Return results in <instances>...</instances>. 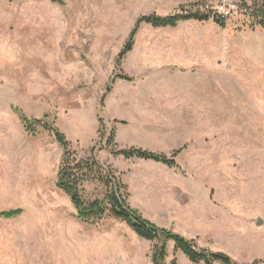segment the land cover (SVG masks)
<instances>
[{"label": "rangeland", "instance_id": "1", "mask_svg": "<svg viewBox=\"0 0 264 264\" xmlns=\"http://www.w3.org/2000/svg\"><path fill=\"white\" fill-rule=\"evenodd\" d=\"M254 1L0 0V211L23 210L0 219V264H151L154 245L113 219L95 226L78 222L68 198L52 184L62 150L45 131L32 139L16 111L62 133L79 159L92 149L97 160L104 152L111 156L105 148L111 131L114 149L133 146L168 158L180 151L176 167H167L180 186L160 205L135 197L145 207L137 211L198 249L223 253L236 264H264V49L262 66L251 67L244 82L223 63L221 106L202 116L205 130L199 129V115L172 114L168 107L132 114L117 95L109 97L119 78L100 104L110 79L124 74L132 80L123 69L127 55L119 68L115 61L140 16L173 15L179 6L189 11L193 4L252 7ZM244 20L228 18L224 29H247ZM175 33L138 28L134 54L152 75H182L172 70L162 47ZM146 43L155 44L152 55L142 47ZM211 91H205L208 102L214 99ZM135 126L140 130L134 132ZM38 149L56 159L44 189L35 187L36 169L30 167ZM85 190L87 199L102 197L96 183ZM128 204L138 205L130 194ZM166 247V264H191L171 242Z\"/></svg>", "mask_w": 264, "mask_h": 264}, {"label": "crops", "instance_id": "2", "mask_svg": "<svg viewBox=\"0 0 264 264\" xmlns=\"http://www.w3.org/2000/svg\"><path fill=\"white\" fill-rule=\"evenodd\" d=\"M185 1L192 3L196 0ZM233 29L226 31L211 20L184 21L175 28H164V30L176 31L172 39L162 45L165 50L164 57L172 65V70L181 71L182 75L166 77L152 75L150 67L137 58L134 54L136 48H133L123 63L124 71L131 72L132 80L129 82L117 80L109 97L117 95L119 102L126 106L129 112L139 116L162 113L158 109L167 107L169 108L167 111L172 114H197L199 115L198 123L201 125L199 129H207L208 127L200 121L204 120L202 116H205L207 110L208 113L211 112L217 103L220 109L223 63H227L229 75L235 77L238 82H244L247 74L251 75V67L262 66L263 58L260 51L264 49V31L261 29L251 31L245 28L234 31ZM142 47L149 50L151 55L156 49L153 43L142 44ZM159 55L162 56L160 53ZM116 88L117 93H115ZM207 89L214 91V99L210 98V102L206 101V96L209 95L206 94ZM151 91L154 92L151 93ZM158 91L162 92V96H158ZM216 92L218 101H216ZM213 112L216 113V110ZM132 130L135 132L140 128L135 126ZM32 153L34 161H31L30 167L36 169L35 187L38 188L41 185L44 189L47 177L52 175V167L56 164V159L47 157L44 150L38 149L36 155L35 152ZM104 153L103 158L100 159L99 156L98 161L106 163L116 171L121 182L129 190L131 203L133 201L138 204L140 200L145 204L160 205L166 201L168 193H173L176 184L180 186L179 181L174 180L173 171L160 163L138 159L125 160L122 157H111L107 152ZM56 174L52 181L54 187ZM135 197H138V200ZM133 208L142 210L145 207L138 204L133 205ZM113 221L123 223L114 219Z\"/></svg>", "mask_w": 264, "mask_h": 264}, {"label": "trees", "instance_id": "3", "mask_svg": "<svg viewBox=\"0 0 264 264\" xmlns=\"http://www.w3.org/2000/svg\"><path fill=\"white\" fill-rule=\"evenodd\" d=\"M247 8L244 15V27L249 30L261 29L264 31V0H256L252 7L239 5ZM228 18L214 13L209 7L200 4L191 5L190 10L179 6L177 13L167 16L156 14L140 16L131 30L129 37L119 52L115 68L121 66L124 57L132 50L134 38L140 25H149L153 29L175 28L180 22L196 21L205 22L211 20L219 27H225ZM116 78L129 81L128 76L121 74L114 76L108 82L100 104H103L105 97L111 92V86ZM19 121L26 133L35 137L39 130L51 134L55 142L62 150L60 165L56 174L55 187L61 191L69 200L75 210V218L78 222L95 226L105 219H114L123 222L139 239L152 242L151 264H166L167 243L173 244V251L180 252L191 264H236L223 253H213L204 249H198L193 241L173 233L169 230L159 228L149 222L135 209L128 204L129 192L121 182L119 175L109 165L100 163L94 155L93 149L88 157L79 159L71 149V144L65 136L49 125L46 121L28 119L21 112L16 111ZM115 135L111 131L106 140L105 148H109L113 157H122L125 160L138 159L160 163L168 168H175L174 158L180 151L168 158L164 154L150 152L136 147L125 149H114ZM96 183L102 188V197L87 199L85 185ZM22 214L21 209L11 211H0V218L12 219ZM171 264H176L173 261Z\"/></svg>", "mask_w": 264, "mask_h": 264}, {"label": "built area", "instance_id": "4", "mask_svg": "<svg viewBox=\"0 0 264 264\" xmlns=\"http://www.w3.org/2000/svg\"><path fill=\"white\" fill-rule=\"evenodd\" d=\"M209 6H205L208 9ZM210 8V7H209ZM214 13L221 15L223 18L238 17L240 15H245L247 13V8L240 7L236 4H227L226 2H221L214 8H210Z\"/></svg>", "mask_w": 264, "mask_h": 264}, {"label": "water", "instance_id": "5", "mask_svg": "<svg viewBox=\"0 0 264 264\" xmlns=\"http://www.w3.org/2000/svg\"><path fill=\"white\" fill-rule=\"evenodd\" d=\"M257 225H259V221L257 222Z\"/></svg>", "mask_w": 264, "mask_h": 264}]
</instances>
